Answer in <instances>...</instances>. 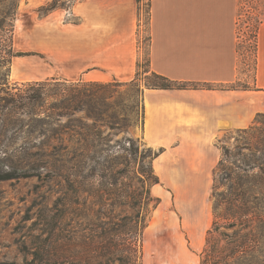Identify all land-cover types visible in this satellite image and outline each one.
<instances>
[{"label": "rangeland", "instance_id": "374dc122", "mask_svg": "<svg viewBox=\"0 0 264 264\" xmlns=\"http://www.w3.org/2000/svg\"><path fill=\"white\" fill-rule=\"evenodd\" d=\"M75 1L45 0L39 7L31 8L35 0H0V96L23 82L12 80L9 67L12 57L21 56L17 54H31L27 33L31 12L43 17L46 8L55 5L51 12L65 10L69 16ZM258 5L257 0H247L240 7L239 76L229 88L254 89ZM41 6L44 7L39 10ZM139 8L138 74L131 81H112L117 86L107 113H114L116 119L99 126L101 157L106 161L103 177L98 168H93L96 162L89 161L84 167L81 162L76 173V191L71 193L66 190L64 178L50 172V160L0 158V263L182 264L183 256L186 264L200 262L212 217L211 174L208 172L204 178V187L189 191L182 203L151 167L155 151L142 139V96L147 83L159 80L152 77L148 65V0H142ZM18 32L26 42H18ZM257 119V126L264 133V115ZM234 137L235 131L221 136L217 143L219 156L221 146L235 144ZM28 164L37 169H33V175L22 177ZM155 175L158 183L153 184ZM7 176L13 178L5 179ZM188 180L193 181V177ZM162 193L168 201L166 215L175 222L172 229L164 223L152 226L155 213L164 203ZM154 197L160 199L157 206ZM66 202H72L73 213L64 206ZM144 224L141 238L135 231L139 232ZM103 238L105 249L101 248ZM131 243L134 248L129 250ZM120 246L125 249L122 254L117 250Z\"/></svg>", "mask_w": 264, "mask_h": 264}, {"label": "crops", "instance_id": "0c3cea01", "mask_svg": "<svg viewBox=\"0 0 264 264\" xmlns=\"http://www.w3.org/2000/svg\"><path fill=\"white\" fill-rule=\"evenodd\" d=\"M141 1L76 0L69 16L65 10L43 17L31 12V54L12 57V80L131 81ZM245 1L148 0L150 70L197 86L146 88L142 96V139L158 152L152 168L182 203L189 191L204 187L208 172L212 176L221 136L248 127L264 112V0H257L254 89L227 87L239 76L238 19ZM44 2L35 0L31 8ZM17 40L25 41L22 33ZM161 195L164 203L152 226L172 229L167 196Z\"/></svg>", "mask_w": 264, "mask_h": 264}, {"label": "trees", "instance_id": "16d2710c", "mask_svg": "<svg viewBox=\"0 0 264 264\" xmlns=\"http://www.w3.org/2000/svg\"><path fill=\"white\" fill-rule=\"evenodd\" d=\"M56 7L46 8L43 15ZM256 36L257 24L255 50ZM138 65L137 62L136 71ZM150 73L159 82H149L147 88L195 86L151 70ZM116 83L48 78L22 82L5 90L0 96V158L50 160V172L63 177L66 190L71 193L76 191V173L81 162L83 167L89 161L96 162L93 168H98L103 177L106 161L101 157L99 126L116 119L114 113H107ZM261 115L264 113L256 116ZM257 117L248 127L235 131L233 146L220 147L211 176V223L199 264H264V133L257 126L260 123ZM129 141L134 144L131 138ZM157 155L154 152L151 162ZM25 167L22 177L33 175V169H37L31 164ZM10 178L13 177L5 179ZM152 183H158L157 175ZM154 201L157 206L160 199L154 197ZM71 203L64 206L73 213ZM145 227L146 224L141 225L140 231H135L141 238ZM104 241L105 238L102 249L107 246ZM132 248L133 243L129 250ZM117 250L122 254L125 249L120 246Z\"/></svg>", "mask_w": 264, "mask_h": 264}]
</instances>
